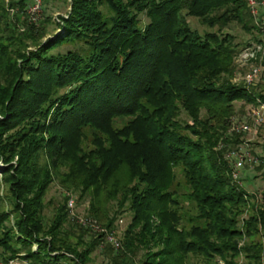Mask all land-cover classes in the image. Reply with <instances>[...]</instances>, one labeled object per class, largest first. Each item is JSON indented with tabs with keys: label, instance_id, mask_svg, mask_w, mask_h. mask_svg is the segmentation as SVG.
Here are the masks:
<instances>
[{
	"label": "trees",
	"instance_id": "16d2710c",
	"mask_svg": "<svg viewBox=\"0 0 264 264\" xmlns=\"http://www.w3.org/2000/svg\"><path fill=\"white\" fill-rule=\"evenodd\" d=\"M29 2L0 0L2 264H91L97 249L105 264H264V190L225 158L242 148L236 104L264 103V80L233 82L249 44L229 27L261 34L247 1L64 0L58 23L33 22ZM56 181L108 231L131 216L121 248L70 226L68 197L46 223Z\"/></svg>",
	"mask_w": 264,
	"mask_h": 264
},
{
	"label": "rangeland",
	"instance_id": "374dc122",
	"mask_svg": "<svg viewBox=\"0 0 264 264\" xmlns=\"http://www.w3.org/2000/svg\"><path fill=\"white\" fill-rule=\"evenodd\" d=\"M64 0H52L49 3H46L44 0H41V7L40 12L35 14V16L40 20L44 16H53V21L55 23H58V17L63 16L67 13L69 10V7L67 3L63 2ZM28 10L34 6V1L30 0L29 2ZM260 14L261 17H264V7L260 8ZM29 14V13H28ZM31 15V14H29ZM142 26H144L146 23H148V19L145 15L140 16ZM190 26L200 32L201 34H205L209 31V29L205 26H203L197 19L195 18H188ZM254 24H256V21L254 20ZM229 31H231L236 36V42L239 43V50H242L243 48L249 46H253L254 44H259L263 42L264 35L259 33V31H254L252 34L246 33L240 25L232 24L229 27ZM61 30H58L57 26L55 24L49 26V37L53 36L55 34H59ZM261 39V42H257L258 39ZM251 44V45H250ZM248 46V47H249ZM68 49H73L72 46L70 47H62L58 52H65ZM235 65L237 68L236 77L233 79L234 83L243 84L245 80V76L250 73V70L255 65L260 66L262 69L261 76L259 77V80L253 85L257 86V84H261V82L264 80V54H261L258 56V60H254L252 62L246 63V64H240L235 60ZM255 105L253 104H245V102H240L236 104L237 114L234 118L238 120H242L244 122H247V124L251 127V130L240 136L241 144L240 146L244 151H247L249 154V157H254L259 159L258 164H252L249 165L246 169L244 168L241 171L240 178L242 180V185L245 186V189L248 191L249 194H255L258 198H261V193L264 190V181H263V174H264V122L263 124L259 126H255L253 122V118L251 117L252 110ZM184 120H187L188 122H191L189 118H187L185 115L182 116ZM233 119V118H231ZM229 131V128H228ZM234 148V147H233ZM262 165V166H260ZM2 166L0 164V174L2 171ZM178 175V184L181 187V189L186 188L185 179L182 175V172L179 170L177 171ZM68 197V201L70 198L75 200V210L74 215L77 216L73 218V215L69 214V225L72 226L73 224L79 225L80 219H92L96 220L98 224L103 228L99 221L89 214V208H90V198L86 197L84 199H79V194L76 193H69L65 191L58 181H56L51 188L49 189L46 198H45V210L44 215L46 218V223L49 224L53 217L57 214L58 208L60 206H63L65 202V198ZM131 216L125 215V218H119V220L115 224V228H113L112 231L116 238L120 241L123 238L124 232L126 231V228L128 224L130 223ZM67 225V226H69ZM78 231V228H76ZM87 234L85 236V239L90 241L92 239L98 238V236H101V234H98L96 232H92L90 229H86ZM121 242V241H120ZM107 245V244H106ZM33 250L37 252L38 246L34 245ZM22 256H25V251H22ZM23 258V257H21ZM106 258L101 251V249H97L96 252L92 255V262L91 264H105ZM3 263V251L0 249V264ZM10 264H34L32 261L27 260H16L14 262H11ZM60 264H71L67 261H62Z\"/></svg>",
	"mask_w": 264,
	"mask_h": 264
},
{
	"label": "built area",
	"instance_id": "2783aa9c",
	"mask_svg": "<svg viewBox=\"0 0 264 264\" xmlns=\"http://www.w3.org/2000/svg\"><path fill=\"white\" fill-rule=\"evenodd\" d=\"M34 6L30 9L29 14L33 22H37L39 19L35 14L40 12L41 0H33ZM248 8L256 21V24L260 27L261 33L264 35V17H261L260 8L264 7V0H246ZM264 54V40L259 44H254L253 46L247 47L241 51V53L236 58L237 62L240 64H246L254 60H258V56ZM262 69L260 66H254L245 76V83L247 85L253 86L261 76ZM251 117L255 126H259L264 122V103H259V105L254 106ZM251 130V127L242 120L233 118L230 123V128L228 131L229 135H243L248 133ZM225 147L224 144H220V149ZM225 158L232 164L233 171L232 177L233 180L242 185V180L240 178L241 171L245 168L247 162L253 164H258V159L249 157L247 151H244L242 148L239 150L228 149L226 151ZM68 209L70 214L73 215V218L77 217L74 215L75 210V200L70 198L68 201ZM83 228L90 229L92 232H96L103 236V240L107 244H111L115 249L121 248V242L116 238L113 232L103 229L96 220L92 219H80L78 222Z\"/></svg>",
	"mask_w": 264,
	"mask_h": 264
},
{
	"label": "water",
	"instance_id": "95a60500",
	"mask_svg": "<svg viewBox=\"0 0 264 264\" xmlns=\"http://www.w3.org/2000/svg\"><path fill=\"white\" fill-rule=\"evenodd\" d=\"M2 166V165H1ZM3 167V166H2Z\"/></svg>",
	"mask_w": 264,
	"mask_h": 264
}]
</instances>
